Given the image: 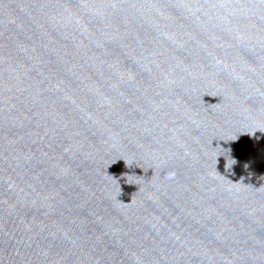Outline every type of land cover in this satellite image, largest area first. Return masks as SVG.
I'll list each match as a JSON object with an SVG mask.
<instances>
[{"label": "water", "instance_id": "95a60500", "mask_svg": "<svg viewBox=\"0 0 264 264\" xmlns=\"http://www.w3.org/2000/svg\"><path fill=\"white\" fill-rule=\"evenodd\" d=\"M0 264H264V0H0Z\"/></svg>", "mask_w": 264, "mask_h": 264}]
</instances>
